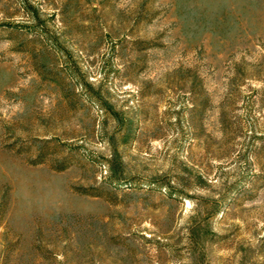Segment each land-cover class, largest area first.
<instances>
[{
	"label": "rangeland",
	"instance_id": "rangeland-1",
	"mask_svg": "<svg viewBox=\"0 0 264 264\" xmlns=\"http://www.w3.org/2000/svg\"><path fill=\"white\" fill-rule=\"evenodd\" d=\"M0 264H264V0H0Z\"/></svg>",
	"mask_w": 264,
	"mask_h": 264
}]
</instances>
